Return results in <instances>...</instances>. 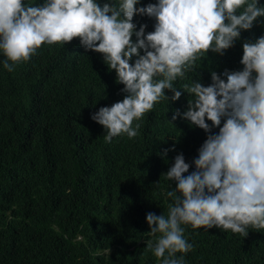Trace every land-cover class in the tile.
Wrapping results in <instances>:
<instances>
[{
  "label": "trees",
  "instance_id": "1",
  "mask_svg": "<svg viewBox=\"0 0 264 264\" xmlns=\"http://www.w3.org/2000/svg\"><path fill=\"white\" fill-rule=\"evenodd\" d=\"M157 2L140 0L137 7ZM134 23L137 30L147 24V33L156 21L136 15ZM261 36L264 17L242 30L223 56L209 52L198 59L174 87L182 91L197 80L208 86L212 71L243 70V44ZM6 59L0 50V264H162L147 248L160 234L149 233L146 217L168 215L173 201L167 192L176 182L164 173L177 155L192 165L185 176L196 170L198 153L193 161L189 157L198 127L182 115L172 121L177 109L187 110L190 95L182 91L179 101L161 100L134 121L133 127L140 124L135 139L124 134L108 143L107 130L91 117L126 93L101 53L86 50L77 38L43 45L13 71L4 68ZM181 227L193 245L176 254L183 264H264V229L249 227L243 237L215 227Z\"/></svg>",
  "mask_w": 264,
  "mask_h": 264
},
{
  "label": "clouds",
  "instance_id": "2",
  "mask_svg": "<svg viewBox=\"0 0 264 264\" xmlns=\"http://www.w3.org/2000/svg\"><path fill=\"white\" fill-rule=\"evenodd\" d=\"M138 4L140 0L103 5L98 0H44L29 6L24 0H0V50L8 71L28 62L45 44L66 45L78 38L86 50L101 53L126 93L122 101L91 117L107 130L108 143L124 134L135 139L140 124L133 127L134 121L161 100L179 101L182 91L190 95L187 110L181 114L177 109L172 121L182 115L198 127L189 157L193 161L198 153L196 170L185 176L192 165L182 153L177 155L164 173L176 182L167 192L173 201L168 215L150 212L146 217L149 233L160 234L155 247L148 241L147 248L162 264H183V256L177 259L176 254L190 252L193 245L182 224L231 230L243 237L249 227L264 229V36L243 44V70L212 71L208 86L197 80L184 84L182 91L174 87L205 54L223 56L234 47L242 30H251L264 17V6L259 0ZM136 15L155 18L154 31L146 33L147 24L137 30ZM166 90L174 95L168 97Z\"/></svg>",
  "mask_w": 264,
  "mask_h": 264
}]
</instances>
